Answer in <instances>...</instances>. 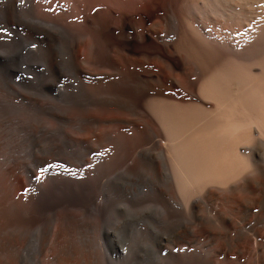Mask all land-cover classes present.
<instances>
[{
	"label": "rangeland",
	"instance_id": "374dc122",
	"mask_svg": "<svg viewBox=\"0 0 264 264\" xmlns=\"http://www.w3.org/2000/svg\"><path fill=\"white\" fill-rule=\"evenodd\" d=\"M202 3L0 0V264H264V64Z\"/></svg>",
	"mask_w": 264,
	"mask_h": 264
},
{
	"label": "bare ground",
	"instance_id": "6f19581e",
	"mask_svg": "<svg viewBox=\"0 0 264 264\" xmlns=\"http://www.w3.org/2000/svg\"><path fill=\"white\" fill-rule=\"evenodd\" d=\"M114 1L121 3L122 0ZM140 1L144 5H149L150 2V0ZM202 1V6L211 10L219 9L220 5H223L222 7L227 8L232 17L230 39L234 52L230 57L221 58L222 62L234 65L249 64L251 67L261 69L264 64V0ZM12 62L29 70L30 65L23 58L14 59Z\"/></svg>",
	"mask_w": 264,
	"mask_h": 264
},
{
	"label": "water",
	"instance_id": "95a60500",
	"mask_svg": "<svg viewBox=\"0 0 264 264\" xmlns=\"http://www.w3.org/2000/svg\"><path fill=\"white\" fill-rule=\"evenodd\" d=\"M11 77L15 82L22 83L25 79H31L32 75L30 73V70H26L23 66L18 65L17 68L12 71Z\"/></svg>",
	"mask_w": 264,
	"mask_h": 264
},
{
	"label": "snow or ice",
	"instance_id": "6c2138e0",
	"mask_svg": "<svg viewBox=\"0 0 264 264\" xmlns=\"http://www.w3.org/2000/svg\"><path fill=\"white\" fill-rule=\"evenodd\" d=\"M3 30H0V32H2Z\"/></svg>",
	"mask_w": 264,
	"mask_h": 264
}]
</instances>
